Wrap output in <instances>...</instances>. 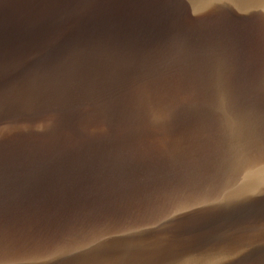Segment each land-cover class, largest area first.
Wrapping results in <instances>:
<instances>
[{"label":"water","instance_id":"1","mask_svg":"<svg viewBox=\"0 0 264 264\" xmlns=\"http://www.w3.org/2000/svg\"><path fill=\"white\" fill-rule=\"evenodd\" d=\"M0 264H264V0H0Z\"/></svg>","mask_w":264,"mask_h":264}]
</instances>
